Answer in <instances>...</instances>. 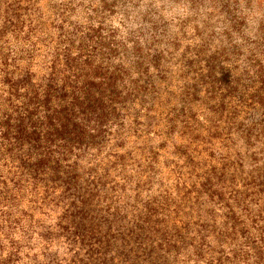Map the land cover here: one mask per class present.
<instances>
[{
	"label": "rangeland",
	"instance_id": "obj_1",
	"mask_svg": "<svg viewBox=\"0 0 264 264\" xmlns=\"http://www.w3.org/2000/svg\"><path fill=\"white\" fill-rule=\"evenodd\" d=\"M41 3L51 37L53 24L63 25L73 43L88 39L102 57L123 48L134 58L140 48L144 67L153 72L156 64L167 80L164 96L179 108L187 104L175 126L161 116L142 128L151 135L136 144L112 130L97 158L88 131L82 186L73 193L85 203L70 209L76 197L69 196L68 205L46 209L36 222L49 241L41 260L264 264V0ZM125 142L145 171L144 205L127 207L109 186L111 148ZM116 150L115 158L124 156Z\"/></svg>",
	"mask_w": 264,
	"mask_h": 264
},
{
	"label": "trees",
	"instance_id": "obj_2",
	"mask_svg": "<svg viewBox=\"0 0 264 264\" xmlns=\"http://www.w3.org/2000/svg\"><path fill=\"white\" fill-rule=\"evenodd\" d=\"M41 2L0 0V264H48L41 247L49 241L36 222L46 209L68 205L82 186L88 131L97 140L91 142L97 158L112 130L136 144L151 135L142 128L154 120L166 116V126H175L182 108L187 112V104L179 108L164 96L167 80L156 64L153 72L144 67L140 48L134 58L123 48L102 57L88 39L73 43L63 25L53 24L51 37ZM56 16L60 21L61 12ZM125 144L111 148L109 186L112 194L123 193L127 207L144 205L145 171ZM115 149L124 156L115 158ZM72 203L70 209L85 201Z\"/></svg>",
	"mask_w": 264,
	"mask_h": 264
}]
</instances>
